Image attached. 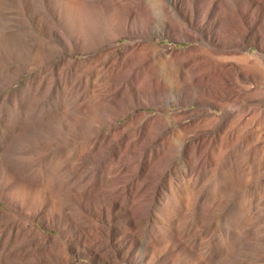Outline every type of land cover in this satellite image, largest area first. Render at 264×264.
Instances as JSON below:
<instances>
[{
	"label": "rangeland",
	"instance_id": "374dc122",
	"mask_svg": "<svg viewBox=\"0 0 264 264\" xmlns=\"http://www.w3.org/2000/svg\"><path fill=\"white\" fill-rule=\"evenodd\" d=\"M0 264H264V0H0Z\"/></svg>",
	"mask_w": 264,
	"mask_h": 264
}]
</instances>
